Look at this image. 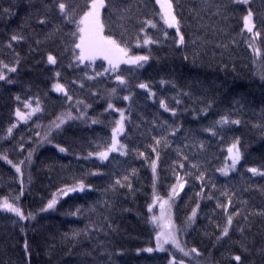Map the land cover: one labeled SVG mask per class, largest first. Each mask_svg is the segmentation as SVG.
I'll use <instances>...</instances> for the list:
<instances>
[{
  "label": "trees",
  "instance_id": "1",
  "mask_svg": "<svg viewBox=\"0 0 264 264\" xmlns=\"http://www.w3.org/2000/svg\"><path fill=\"white\" fill-rule=\"evenodd\" d=\"M90 1L0 0V202L26 217L0 210V264H171L156 249L157 210L146 207L169 197L178 177L172 220L189 252L182 264H264V175L248 171L264 173V0H168L179 35L163 25L157 0H105L104 35L148 57L114 72L76 59ZM249 10L253 32L244 27ZM109 103L128 106L123 149L90 162L118 120ZM151 140L159 146L148 149ZM233 143L241 159L221 176ZM80 183L84 191L61 195ZM136 208H145L139 218Z\"/></svg>",
  "mask_w": 264,
  "mask_h": 264
},
{
  "label": "snow or ice",
  "instance_id": "2",
  "mask_svg": "<svg viewBox=\"0 0 264 264\" xmlns=\"http://www.w3.org/2000/svg\"><path fill=\"white\" fill-rule=\"evenodd\" d=\"M233 3H244L248 4L249 0H232ZM157 3L160 4L161 7V12H162V18L164 20V23L169 27V28H176L177 34L179 35V21L176 17V15L172 11V4L168 2V0H157ZM105 8V0H91V3L88 5V8L86 11L83 12L81 15L79 21L77 22L78 24V32H79V42L76 43L75 47L79 49V55L76 56V59L79 60L81 63H84L85 61L93 62L97 58H102L108 62V64L111 66V69L115 71L119 64L121 63H138L139 61H147L148 57L147 56H135L130 59H125L127 57L128 52L127 49L121 47L117 41L110 36L104 35L105 28L104 24L101 22L100 18V10ZM59 9L62 14H66V5L64 3L59 4ZM44 21H41L43 23ZM155 27V25H152ZM244 27L248 32H253V28L255 27L253 23V13L251 10L248 11L247 15L244 16ZM258 35V34H257ZM13 40H17L18 37L13 36ZM181 43L183 42V37H181ZM145 43H150V41L146 40ZM48 62L54 64L56 61L55 59L49 55L48 56ZM9 71H15V68H10ZM5 76L3 74H0V80H4ZM117 80L123 84L124 80L121 79L119 76H117ZM56 90L57 91H63V88H61L59 85H56ZM140 88H146L147 86L144 84L139 85ZM115 91V90H113ZM125 100L129 99V97L125 96ZM161 107L164 108L165 111H168V109L165 107L164 102L161 101ZM108 108H113V105L109 103ZM39 107L36 109H33V111H39ZM18 119H24V116L17 111L16 113ZM59 120V117L57 118ZM124 115L123 112H121V120L116 122V128L113 129V137H112V148L109 149V151H114L116 148V136L118 133L123 132V121ZM94 123L96 121H93ZM63 121L61 120L60 123H55V127L59 128L60 124H62ZM222 123H228V121L225 119L222 121ZM233 124L239 123V121H232ZM12 127H15L13 125ZM12 129H9V132H11ZM236 149L235 151H233ZM61 152H64V148L59 149ZM229 153L231 155L232 159V166L235 167L236 163L241 159V153L240 151L236 148V145L234 144L232 148L229 149ZM107 152H101L99 153V158L101 160H104L107 158ZM123 155V153H121ZM29 154V159H30ZM142 155V154H141ZM0 159H6V157L0 156ZM9 163H11L9 161ZM153 168V173L155 174L156 170V165L155 162H153L152 165ZM16 171L20 172V168L16 167ZM223 171V170H221ZM248 171L252 172L253 174H260L264 175V173H258V170L255 168H250ZM225 174H227L225 172ZM202 178V177H201ZM180 178L178 177V185L173 186V193H177V187L182 189L184 187V184L179 182ZM119 183V181H117ZM84 185L83 183H80L74 187H69L66 190H63V195H67L69 192H74L77 190H83ZM57 203V198L54 196L52 200H50L44 209L45 211L48 209H52L55 207ZM167 201L161 203V209L164 208V204H166ZM0 209L6 210L8 212L14 213L15 215L19 216L21 220L26 219L24 214L21 212V210L18 207H15L13 204L9 203L7 200H4L3 202H0ZM149 211H152V207L149 206ZM195 216V210H193L192 216L189 217V220H192L193 217ZM163 218V212L161 218H157L155 216L152 217V222L155 224L158 219ZM232 223V217H228V224L231 225ZM162 228L167 229L166 231H160L157 233L156 239H157V250L163 251V245L171 243L174 247H176L179 251H181L185 256L189 255L188 251H185L179 244V241L176 237V226L171 223V220L169 218L168 223L162 225ZM228 234V228H224L223 230V235ZM25 249L27 250V245H25ZM146 251L151 252L152 249L148 248ZM193 253H196L199 255V252L197 249L192 248L190 250ZM234 259L239 262L240 257L235 256ZM182 264V262H181Z\"/></svg>",
  "mask_w": 264,
  "mask_h": 264
},
{
  "label": "rangeland",
  "instance_id": "3",
  "mask_svg": "<svg viewBox=\"0 0 264 264\" xmlns=\"http://www.w3.org/2000/svg\"><path fill=\"white\" fill-rule=\"evenodd\" d=\"M161 2H163V0H161ZM158 6H159V9H160V14H161V21H162V23H163V25L166 27V28H168V29H170L165 23H164V20H163V18H162V12H161V7H160V4L158 3ZM102 10V9H101ZM101 10H100V14H101ZM179 38V37H178ZM78 42H79V39H78ZM78 51H79V49H78ZM132 57H135V56H129V55H127V57H125V59H130V58H132ZM97 60H101V61H103L105 64H106V66L109 68V69H111V66L108 64V62L106 61V60H104V59H102V58H97L95 61H97ZM95 61H93V62H95ZM86 62H89V61H85L84 63H86ZM142 61H139L138 63H121V64H119V66H118V68H120L121 66H133V65H136V64H139V63H141ZM89 63H92V62H89ZM117 68V69H118ZM111 71H113L112 69H111ZM114 72V71H113ZM56 86V85H55ZM55 86H53V88H52V90L55 92V93H58L59 91H57L56 90V87ZM61 87V86H60ZM119 120H121V114L119 115V117H118V120L117 121H119ZM124 120V119H123ZM116 121V122H117ZM122 123H123V121H122ZM116 124H115V126H114V128H116ZM113 128V129H114ZM113 129H112V131H113ZM123 129H124V123H123ZM117 141L119 142V139H117ZM235 143H233V144H231L227 149H226V153H228L229 152V149L230 148H232V146L234 145ZM236 145V144H235ZM236 148L238 149V147H237V145H236ZM236 149H234L233 151H235ZM99 157V156H98ZM108 157V156H107ZM100 159V158H99ZM107 159V158H106ZM106 159H104V160H106ZM104 160H102V161H104ZM240 161V160H239ZM239 161L236 163V165H235V167H233L232 166V159H231V157H229L228 155L226 156V164L219 170V174L221 175V176H228V175H230L231 173H233L236 169H237V166H238V164H239ZM221 170H223V171H221ZM225 172L227 173V174H225ZM85 187L86 186H84V189L82 190V191H84L85 190ZM82 192L81 190H77L76 192ZM179 191L177 190V193H178ZM61 195L62 196H64L63 195V192L61 193ZM175 195L176 194H174L173 193V189H172V191H171V193H170V195H169V197H167L164 201H161L159 204H158V207H157V211L155 212V214H156V216L155 217H157V218H161V216H162V212H163V218L162 219H158L157 220V223H158V227H159V230H157V227H156V232H155V241H156V243H157V239H156V236H157V233L158 232H160V231H166L167 229H164V228H162V225H164V224H167L168 223V220H169V218H170V220H171V223L173 224V220H172V206H173V199H174V197H175ZM165 201H167V203L166 204H164V208L163 209H161V203H163V202H165ZM1 202H3V201H1ZM0 210H2V209H0ZM4 212H6V213H9V214H12L11 212H8V211H6V210H3ZM176 237H177V239H178V236H177V234H176ZM178 241H179V239H178ZM179 244H180V246H181V243H180V241H179ZM182 247V246H181ZM163 248H164V250L163 251H166V252H168V253H170V263L172 264V263H176V261H179V262H184L182 259H179L178 258V256H180V257H185V255L181 252V251H179L176 247H174L171 243H168V244H164L163 245ZM183 248V247H182ZM156 249H157V246H156ZM184 249V248H183ZM185 250V249H184ZM160 251V250H159ZM186 251V250H185Z\"/></svg>",
  "mask_w": 264,
  "mask_h": 264
},
{
  "label": "bare ground",
  "instance_id": "4",
  "mask_svg": "<svg viewBox=\"0 0 264 264\" xmlns=\"http://www.w3.org/2000/svg\"><path fill=\"white\" fill-rule=\"evenodd\" d=\"M90 3H91V1H90ZM112 105H113V104H112ZM112 110H113V111L115 112V114L117 115V118L119 117V115L121 114V112H123V115H124L123 123H124V126H125V123H126V121H127L126 112H127V110H128V106H126V105H121V104L118 103V104H116V105H113ZM140 123H141L140 120H139V119L133 114L132 117H131L130 125H133L135 128L139 129V128H140V125H141ZM122 133H123V132H122ZM122 133H118L117 136H116V148H115L114 151H109V149L112 148V137H113V135L111 136V138H110L109 140H107V142H105V141L103 142V144L105 145V150H103L102 152H107V153H108V154H107L108 157H109V156H116L117 154H119V153L121 152L120 149H123V148H121V146H119L118 143H117V139H120V137L122 136ZM168 140H169V139H168ZM168 140H166V141H168ZM176 140L180 141V140H181V136H180L178 139H174V140H173V141L175 142V144L178 142V141H176ZM161 145H164V146H167V147L171 146V144H170L169 141H168V142H165V143H163V144H160V147H161ZM157 146H159V142L156 141V140H151V141L149 142V145L147 146V148L150 149V148H155V147H157ZM100 153H101V152H100ZM108 157H107V159H108ZM98 161H99V162H103L101 159H97V161L92 159V161H90V162H96V163H98ZM149 190H150V189H148V191H149ZM150 194H151V191H150ZM158 194H159V193H158ZM161 201H162V197H161V195H160V194H159V195H156V196L150 201L149 205L146 207L147 214L149 213V215L151 216V212H154V211L157 210L158 204H159ZM149 206L152 207V211H151V212L149 211ZM144 209H145V208H144ZM144 209L141 208V209L138 210V208H136V210H137L136 213H135L136 218H139L138 216L141 215V213H142V211H143ZM114 255H115L118 259L123 258V253H121V252H115Z\"/></svg>",
  "mask_w": 264,
  "mask_h": 264
}]
</instances>
